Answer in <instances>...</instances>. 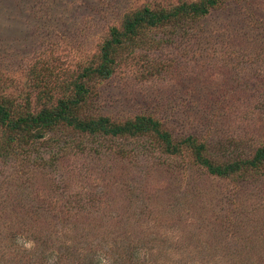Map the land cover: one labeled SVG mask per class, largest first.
<instances>
[{
    "label": "rangeland",
    "instance_id": "1",
    "mask_svg": "<svg viewBox=\"0 0 264 264\" xmlns=\"http://www.w3.org/2000/svg\"><path fill=\"white\" fill-rule=\"evenodd\" d=\"M193 1L0 0V101L34 111L55 104L99 63L125 12ZM117 58L109 77L90 80L81 112L118 122L149 115L175 138L206 142L220 160L249 159L264 145V0H224L180 28L145 29ZM64 135L71 145L43 153L44 165L0 163L1 198L24 191L38 210L68 208L61 221L80 225L46 241L45 264L93 256L120 264L128 246L138 252L130 264H264V163L219 177L191 149L166 152L153 133L108 137L100 153L94 137ZM32 225L29 233L42 235ZM1 236L0 262L8 263ZM19 240L38 248L32 236Z\"/></svg>",
    "mask_w": 264,
    "mask_h": 264
},
{
    "label": "trees",
    "instance_id": "2",
    "mask_svg": "<svg viewBox=\"0 0 264 264\" xmlns=\"http://www.w3.org/2000/svg\"><path fill=\"white\" fill-rule=\"evenodd\" d=\"M223 1L183 2L167 10H154L148 6L133 11L128 10L123 15L121 28L110 27L108 38L100 47L99 63L85 67L79 77L71 82L69 88L71 91L59 98L55 104L43 106L38 111H34L30 109L29 105L22 107L20 104L1 99L0 163H15L16 160L24 167L36 164L37 161L38 165H44L46 158L43 153L55 149L54 153L61 155L68 149V145H71V142L68 143L70 140H66L64 135L66 128H71L81 135L94 137L96 139L94 151L97 153L104 151L102 141L108 137L125 138L153 133L164 144L165 151L170 154L180 152L183 148L191 149L195 156V163L203 166L210 175L227 177L241 168H258L264 163V145L255 148L253 156L249 159L220 160L210 155L206 142L199 141L197 137L191 135L175 138L169 130L163 128L160 121L149 115L140 114L136 115L133 120L118 122L107 116L92 117L81 112L90 93V80L97 77L106 78L113 73L118 62L117 51L125 45V42L133 41L134 36L152 27L169 24L180 28L187 21H195L205 16ZM59 130L62 131L56 133ZM34 152L37 153V156H34ZM20 164L16 167L14 164L13 171L18 172ZM50 182L54 183V179L50 178ZM7 195H9V191ZM45 196L47 195L42 198ZM32 201V198L24 191L16 196L10 195L9 200L0 197V232L3 242L6 240L4 253L8 258V263H5L3 259L0 264H45L46 255L42 251L51 247V244L46 245V241L65 234L66 228L69 230L75 228L77 231L80 226H76V222L72 224L61 221L60 218L67 217L65 213L69 211L68 208L56 213L52 212L50 205H40L41 208L38 210V206L34 205ZM16 204L20 206L18 210H16L18 207ZM60 213H62L61 216ZM79 215L80 211L71 216L79 219ZM33 222L36 224L38 233H42V235L36 236L33 232L29 233ZM21 235H24L25 239H30L31 236L33 239H37L36 246L38 248L32 251L20 244ZM128 247V252L117 258L120 264H130L131 259L136 258L138 254L136 249L130 250V246ZM48 252L53 253V250L50 249ZM37 258H40L41 262ZM94 261L95 264H102L100 257L94 258V256L89 262L86 259L78 258L75 264H94Z\"/></svg>",
    "mask_w": 264,
    "mask_h": 264
}]
</instances>
